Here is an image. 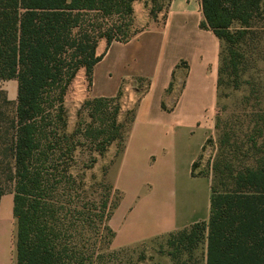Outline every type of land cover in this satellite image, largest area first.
<instances>
[{
  "label": "trees",
  "instance_id": "trees-1",
  "mask_svg": "<svg viewBox=\"0 0 264 264\" xmlns=\"http://www.w3.org/2000/svg\"><path fill=\"white\" fill-rule=\"evenodd\" d=\"M199 1V25L220 42L216 92L248 84L259 93L248 70L261 60L253 19L264 0ZM131 2L0 0V79L16 81L13 102L0 88V195L12 194L14 264H117L108 219L120 191L105 180L104 168L100 176L87 170L110 142L122 150L120 90L85 97L71 129L64 96L81 67L89 85L100 38L108 43L134 32ZM242 108L240 133L215 111L209 214L191 224L201 232L179 229L178 240H205L204 264H264V106ZM127 111L130 122L134 106ZM194 165L195 159L191 174L205 173Z\"/></svg>",
  "mask_w": 264,
  "mask_h": 264
},
{
  "label": "crops",
  "instance_id": "crops-1",
  "mask_svg": "<svg viewBox=\"0 0 264 264\" xmlns=\"http://www.w3.org/2000/svg\"><path fill=\"white\" fill-rule=\"evenodd\" d=\"M155 2L132 0L134 32L125 40L100 38L89 85L82 67L68 85L78 106L117 90L118 113L134 106L112 175L120 197L108 219L111 247L206 221L209 214L210 175L191 174V163L214 121L219 38L199 25V0H166L151 15ZM7 193L0 195V264H14L12 194L10 207L1 210Z\"/></svg>",
  "mask_w": 264,
  "mask_h": 264
},
{
  "label": "rangeland",
  "instance_id": "rangeland-1",
  "mask_svg": "<svg viewBox=\"0 0 264 264\" xmlns=\"http://www.w3.org/2000/svg\"><path fill=\"white\" fill-rule=\"evenodd\" d=\"M165 1L166 0H156L151 7L154 8V10H159V8H162L164 5ZM261 11L262 12L257 14L253 19L254 24L258 25L260 29L257 32L260 35L257 55L261 57V60H257L255 66L248 70L253 76V79L258 81L254 87L259 89V93H257L256 90L255 92L251 90L248 84H242L238 88H233L231 85H220L216 92V119H218L220 123L224 121L228 122L227 125L237 133L243 132L246 129V122L243 120V115L240 111L243 109L242 107L249 108L250 105L254 104L264 106V10ZM126 29H129V27H126ZM136 84L141 85L142 81H137ZM0 88L5 91L6 96L13 102L16 92L15 79H0ZM73 91L74 89L68 86L64 96L68 129H71L73 126L76 118L75 112L78 107ZM129 115L127 109L122 110L117 115L118 120H121L123 124L120 127L123 135L126 134L129 125ZM235 120L240 121V123L235 122ZM214 123L215 117L211 132L197 154L193 167L195 172H205L210 175V178L212 173L210 166L217 152L218 130L215 128ZM118 145L116 140L110 142L103 154L97 156L93 166L87 170V174L91 172L100 176V172L102 168H104L105 180L107 182H112L113 170L120 152L118 151ZM10 204L11 194H4L1 197V210H4L7 206L10 207ZM184 229L186 233L189 231H202L199 225H189L184 227ZM179 232V229L172 230L130 245L112 247L113 249L119 250L116 257L118 260L117 264H129L130 262L133 264H203L202 239L197 241L196 244L191 245L188 244L185 239L178 240Z\"/></svg>",
  "mask_w": 264,
  "mask_h": 264
}]
</instances>
